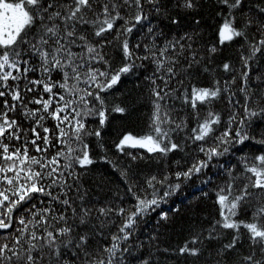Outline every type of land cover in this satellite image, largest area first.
<instances>
[{
  "label": "snow or ice",
  "instance_id": "snow-or-ice-1",
  "mask_svg": "<svg viewBox=\"0 0 264 264\" xmlns=\"http://www.w3.org/2000/svg\"><path fill=\"white\" fill-rule=\"evenodd\" d=\"M203 3L218 20L210 37ZM188 17L194 27L182 29ZM224 46L234 57L216 65ZM136 75L146 128L119 134L109 155L104 130L128 111L109 95ZM133 150L163 158L165 171L141 175L133 163L146 157ZM172 153L184 154L175 170ZM96 163L115 186L85 185ZM194 179L210 186L213 212L183 242L162 243L159 227L142 239L147 218L167 224L157 210ZM180 258L264 264V0H0V264Z\"/></svg>",
  "mask_w": 264,
  "mask_h": 264
},
{
  "label": "trees",
  "instance_id": "trees-1",
  "mask_svg": "<svg viewBox=\"0 0 264 264\" xmlns=\"http://www.w3.org/2000/svg\"><path fill=\"white\" fill-rule=\"evenodd\" d=\"M201 19V29L206 37L213 35L212 26L218 23L214 18V10L211 4L203 3V6L196 14ZM194 27L191 17L182 20V29L191 30ZM234 57V49L224 46L220 53L215 57L216 65ZM212 67H215L213 65ZM215 74V73H213ZM219 75H224L222 72ZM199 82L202 85L208 83V76L200 77ZM109 99L115 103H120L126 106L128 111L124 115L114 114L110 117V124L104 130L105 142L108 145L109 155H114V150H111L113 140L121 133L132 132L134 134H141L147 125L148 116L151 106L148 103V88L146 82L141 75L128 76L122 79L109 95ZM140 152L146 158L138 159L134 163L127 157H116L122 163H133L135 170L141 175L161 174L165 171V160L161 158L159 161L143 150H133ZM192 152V149H188ZM184 157L183 153H172L167 159V164L175 170V161ZM184 159L190 160V157ZM226 164L235 163V159L231 158L225 161ZM211 175H216V170H213ZM101 178L109 181L113 186L118 182V176L112 172L109 165L103 163H96L92 166L90 175L85 178V185L90 187L93 192H98L96 185L101 182ZM197 180H193L185 185L180 193L172 197L167 204L161 205L157 210L167 212L170 220L167 224L161 222V225L156 224L158 215L154 213L147 218V223L141 226L140 237L143 239L149 234H152L157 227L160 228L162 243L169 246L179 242H183L188 233L189 223L194 219L202 218L204 215H210L213 212L212 193L209 185H199ZM201 191H208L209 198L200 195ZM197 197H199L197 199ZM179 209V211H176ZM176 258L174 257L173 260ZM191 258H189L190 260ZM179 264H185L183 258H180Z\"/></svg>",
  "mask_w": 264,
  "mask_h": 264
}]
</instances>
